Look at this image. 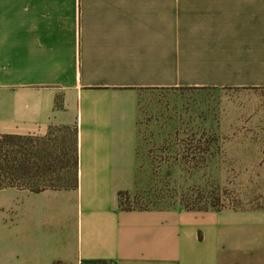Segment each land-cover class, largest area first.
I'll return each instance as SVG.
<instances>
[{"label":"crops","instance_id":"crops-1","mask_svg":"<svg viewBox=\"0 0 264 264\" xmlns=\"http://www.w3.org/2000/svg\"><path fill=\"white\" fill-rule=\"evenodd\" d=\"M176 89L264 91V0H0V136L78 126L80 156L77 190H0V264H264V210L121 209L144 171L223 172L201 135L264 133L188 106L159 128L173 161L142 165L141 93Z\"/></svg>","mask_w":264,"mask_h":264},{"label":"rangeland","instance_id":"rangeland-1","mask_svg":"<svg viewBox=\"0 0 264 264\" xmlns=\"http://www.w3.org/2000/svg\"><path fill=\"white\" fill-rule=\"evenodd\" d=\"M188 106L207 107L210 109L208 112L212 113L211 116L215 112L218 114L223 112L225 131L222 138L227 140L232 136L231 128L228 129L232 122H236L233 125L235 129H240L244 122H246L244 126H248L247 122L250 118H263L264 91L219 90L207 93L179 89L143 91L141 93L140 141L142 165L146 166L149 162L156 170L158 164L166 161L165 158H169L160 155L163 151L162 147L155 146L156 141L162 138L159 136V128L161 124L166 125L167 118L173 115L176 117L174 127H179L178 121L183 120H179V111ZM193 113L198 115L200 112ZM201 137L211 139L208 140L211 141L210 144L215 140L210 133L201 135ZM224 142V147L216 148L209 145L206 149H192L193 156L199 157L201 152L207 154L208 158L215 154L216 150L222 151V157L218 155V158L223 160V172L193 173L195 176L191 178L176 179L168 177V172L165 171H154V173L144 171L142 172L143 177L137 179V188L131 196L140 193L144 199H148L147 196L154 199L159 197L162 202L172 204V208L180 207V201L185 198L193 197L196 200L199 196L205 200L215 199L216 210H223L227 207L264 209V133L252 146H230L227 143L229 141ZM245 143L251 142L245 141ZM168 149L164 150L170 151L174 158L172 154L177 151V148ZM169 161L173 160H167L166 164ZM145 192L148 193L147 196ZM161 206L164 207V205Z\"/></svg>","mask_w":264,"mask_h":264},{"label":"trees","instance_id":"trees-1","mask_svg":"<svg viewBox=\"0 0 264 264\" xmlns=\"http://www.w3.org/2000/svg\"><path fill=\"white\" fill-rule=\"evenodd\" d=\"M57 107L62 109L58 100ZM207 135L203 134L202 136ZM214 138L215 134H211ZM207 137V136H205ZM191 141H196V135H191ZM205 139V138H201ZM210 145L211 139H206ZM208 145V146H209ZM208 146L194 145L190 147L203 149ZM204 152V151H203ZM200 154H204L201 153ZM199 154V155H200ZM193 155V154H192ZM196 157V155H194ZM193 156V157H194ZM198 160L197 158H193ZM203 159V158H202ZM79 130L78 126H54L44 137L31 136H0V190L17 189L39 194L46 191H70L79 187ZM147 192L145 195L147 196ZM121 192L119 194L121 209L124 211L168 210L172 204L162 202L159 197L154 199L142 194ZM180 201V208L187 211L206 212L216 210V200H205L197 196ZM161 205H164L161 206ZM172 205V206H171ZM168 206V207H166ZM177 208V207H176ZM223 210H264L235 209L227 207ZM91 264H102L90 262ZM55 264H65L57 262Z\"/></svg>","mask_w":264,"mask_h":264}]
</instances>
